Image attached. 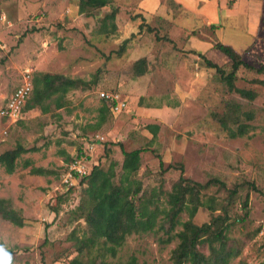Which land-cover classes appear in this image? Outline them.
Returning a JSON list of instances; mask_svg holds the SVG:
<instances>
[{
  "label": "rangeland",
  "instance_id": "1",
  "mask_svg": "<svg viewBox=\"0 0 264 264\" xmlns=\"http://www.w3.org/2000/svg\"><path fill=\"white\" fill-rule=\"evenodd\" d=\"M137 1L109 0L86 13L79 11V0H0V104L27 76L49 73L84 83L41 103L31 94L13 123L0 117V153L24 148L12 173L0 165V206L23 219L15 225L0 215V244L12 250L0 264H68L78 255L77 240L90 235L76 213L84 183L67 188L62 174L95 134L105 140L93 155L103 169L115 162L120 173V147L142 150L136 204L142 195L150 206L167 210L180 166L194 182L222 181L224 186L199 188L195 198L201 205L191 221L223 230L226 248L236 252L228 264H264V70L257 71L264 65V35L254 49L259 55L242 53L246 66L234 75L235 87L255 92L249 99L225 82L231 63L224 54L226 61L211 59L222 71L206 66L181 41L188 32L158 16L145 20ZM112 9L114 29L109 20L102 28ZM141 58L145 72L137 75L133 66ZM102 92L125 98L124 109L115 115L101 110ZM36 167L45 172L33 173ZM187 219L186 211L179 213V222ZM169 227L159 212L154 230L129 234L115 255L94 246L81 258L172 264L181 225ZM197 249L210 251L207 242Z\"/></svg>",
  "mask_w": 264,
  "mask_h": 264
},
{
  "label": "trees",
  "instance_id": "2",
  "mask_svg": "<svg viewBox=\"0 0 264 264\" xmlns=\"http://www.w3.org/2000/svg\"><path fill=\"white\" fill-rule=\"evenodd\" d=\"M108 2L109 0H79L78 9L80 12L88 13L91 9L102 7ZM114 15L115 9H112L109 14L102 18L101 27L104 28L106 20H109V24L114 29ZM125 43L126 40H123L121 46L123 47ZM213 47L230 60V72L225 75L222 74L229 89L235 90L246 98L253 99L255 97L254 91L237 88L233 82L237 68L240 65L246 66L241 54L231 46L220 42H216ZM197 54L202 57L206 66L215 68L218 72L222 71L220 66L211 59L203 54ZM144 61L143 58L136 60L133 66L135 74L141 75L145 72ZM263 70L264 65L257 68L258 72ZM32 81V95L35 103H41L56 94L64 96L69 89L83 83L82 79L49 73L39 74ZM101 110L109 111L106 102L102 103ZM148 127L152 133H155L156 126L149 125ZM238 133L241 134L242 132ZM231 134L235 135L236 133L231 132ZM120 149L123 155L120 173L115 172V162H110L106 169L97 164L92 167L88 175L79 180V182L84 183V186L81 189L76 213L84 219L90 235H83L77 240L78 255L71 258L68 264H95L94 259L89 258L84 261L81 258L84 249L90 253L94 246L103 249L107 254L115 255L118 247L123 244L129 234L154 230L159 212L165 214L170 223V229L178 223L181 225V228L174 234L178 242L172 252V264H228L236 252L226 248V236L223 230L221 228L212 230L211 222L196 225L191 221L201 205L197 200L198 198H195L199 188L210 183H219L224 186V183L217 178H212L205 184L194 182L182 175L183 168L180 166V175L168 193L167 203L169 207L167 210H159L155 205L150 206L149 201L141 198L142 195L139 196V204H136L134 199L141 192V182L135 177V174L140 166V152L142 150L136 148L127 151L122 147ZM22 151L24 148L17 145L13 149L0 153V165L4 167L7 173L13 172L16 166L15 159ZM29 163L27 161L24 164L28 165ZM161 164L162 161L159 162L160 166ZM31 171L37 174L45 172L41 167L32 168ZM0 202L3 201L0 199ZM182 211L187 212L188 219L179 222L178 215ZM0 215L15 225L23 224L22 217L12 209L1 208L0 206ZM201 242L209 244L210 251L207 255L197 249V245ZM11 251L10 249H3L0 244V260ZM133 260L131 259L127 264H132Z\"/></svg>",
  "mask_w": 264,
  "mask_h": 264
},
{
  "label": "crops",
  "instance_id": "3",
  "mask_svg": "<svg viewBox=\"0 0 264 264\" xmlns=\"http://www.w3.org/2000/svg\"><path fill=\"white\" fill-rule=\"evenodd\" d=\"M137 5L145 20L158 16L188 32L181 41L209 59L226 61L213 47L216 42L241 55H259L254 49L264 35V0H138Z\"/></svg>",
  "mask_w": 264,
  "mask_h": 264
},
{
  "label": "built area",
  "instance_id": "4",
  "mask_svg": "<svg viewBox=\"0 0 264 264\" xmlns=\"http://www.w3.org/2000/svg\"><path fill=\"white\" fill-rule=\"evenodd\" d=\"M32 91L33 82L27 76L0 104V117L10 123L17 121L20 118L22 107L32 94ZM101 97L107 103L109 111L114 115L120 113L126 105L125 98L115 92H102ZM104 141L102 135L95 134L89 137L84 146L72 157L62 174V183L67 188L75 184V182L77 183L80 178L88 175L92 167L97 165V161H93V155Z\"/></svg>",
  "mask_w": 264,
  "mask_h": 264
}]
</instances>
